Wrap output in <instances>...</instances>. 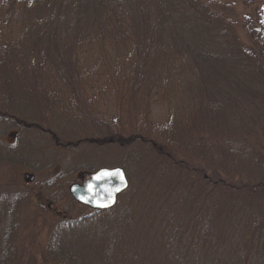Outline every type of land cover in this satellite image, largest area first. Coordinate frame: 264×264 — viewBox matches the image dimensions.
<instances>
[{
	"label": "trees",
	"instance_id": "obj_1",
	"mask_svg": "<svg viewBox=\"0 0 264 264\" xmlns=\"http://www.w3.org/2000/svg\"><path fill=\"white\" fill-rule=\"evenodd\" d=\"M0 7L9 8L10 18L15 7L23 9L16 18L21 23L17 38L10 37L5 45H0V118L7 124L1 126L2 129L13 126L20 135L34 129L38 136L50 142L56 157L74 151L78 155L75 158L78 170H84L78 166L88 165L79 162L80 157L86 156L82 153L84 147L119 148L126 152L140 149L142 169L139 171L144 169L141 174L149 181L148 185L139 181L136 186L131 184L133 187L129 186L111 211L94 213L72 201L70 205L77 212L75 217L89 212L88 215L77 222L62 215L57 219L50 217L40 253L42 264H174L165 238L168 223L163 219L172 188L197 193L199 203L205 205L198 214L202 218L200 227L206 234L200 245L195 244L193 263L257 264L259 253L260 262L264 264V250H261L264 246V176L258 181L233 185L221 181V175L216 174L220 167L233 173L241 169L247 172L252 167L247 164V158H255L252 159L258 166H264V162L252 156L248 148L229 140L225 118L215 119L216 114L223 115V107L228 105L226 90L230 93V88L236 93L237 102L245 99L250 104L252 99L263 110L264 9L260 28L251 31L255 45L247 47L241 43L235 49L225 41L228 39L225 23L198 0H149L148 3L147 0H0ZM4 25L10 27V22L5 20ZM104 40L118 44L132 42L133 62L124 71L133 76L134 95L143 89L151 91L146 79L155 71L187 70L190 82L198 84L190 100L197 115L193 119L190 114L185 119L174 116L170 125L155 135L148 128L150 134H146L148 130L146 133L137 131L136 136L124 140V127L104 120L86 95L85 72L79 56L81 48L92 41ZM225 45L227 53H223ZM209 46L213 47L206 49ZM218 48H221L219 54L216 53ZM233 49L237 53L232 58ZM249 93L253 96L249 97ZM147 115L145 111V119ZM216 120L218 146L209 141L210 136L217 134ZM240 120L238 115L237 123L243 125ZM61 124L78 130L87 126L91 132L80 130L82 136L66 140ZM144 128L147 129V122ZM247 134V131H239L236 136L241 140ZM50 150L43 149L41 154ZM179 154L183 158H179ZM208 161L210 166L206 168L191 166L194 162L201 165ZM101 168L105 167L96 170ZM209 169L212 174L207 175ZM30 193L21 199L17 196L11 203L10 227H3L0 264H21V247L17 245L20 228L16 222L19 213L16 211L19 201ZM0 201L8 202L4 198ZM123 212L130 213L129 218L114 223L116 237H110L102 221L117 220ZM66 213L69 215L67 210ZM147 220L156 221L163 229L154 250L148 251L129 242L134 237L130 231L140 225L145 229ZM90 224L100 226L86 232L89 237L82 236L79 243L67 241L70 231ZM96 229L98 231L93 233ZM196 229V224L188 225L185 233L189 237ZM155 239L154 236L153 242ZM112 247L118 250V259L114 261L106 254Z\"/></svg>",
	"mask_w": 264,
	"mask_h": 264
},
{
	"label": "rangeland",
	"instance_id": "obj_2",
	"mask_svg": "<svg viewBox=\"0 0 264 264\" xmlns=\"http://www.w3.org/2000/svg\"><path fill=\"white\" fill-rule=\"evenodd\" d=\"M198 1L205 3L225 23L223 25L227 27L228 33V39L225 41L233 44L235 49L241 43L246 44L247 47L255 45V41L252 40L255 35L253 36L251 31H258L260 28L259 22L264 9V0ZM148 2L149 0H147ZM8 9L7 7L6 9L5 7H0L1 46L5 45L6 39H10V37L15 40L20 32L19 26L21 23L16 18L21 16L19 13L23 9L20 10L15 7L14 10L12 8L11 18L9 17ZM5 20L10 22V27L4 25ZM212 47L209 46L206 49ZM131 48L132 42L118 44L107 40L92 41L90 44L82 46V53L79 56L82 71L85 72L86 95L91 101V105L93 103L96 108H94L95 111L104 120L109 121V124L123 126L125 133L122 138L124 140L136 136L137 131L146 133L147 130L149 131L148 128H151L155 135L161 129L167 128L174 116H181L182 119H185L190 114V119H193L198 111L194 110L190 100L193 99L194 91H197L198 84L190 82L187 70L179 73H169L162 69L155 71L153 76L151 75L146 79L152 87L151 91L148 90L149 92H147L146 89H143L134 95L131 90L133 76L129 72L124 71L133 62ZM220 52L221 48H218L216 53L219 54ZM227 52L228 47L226 46L223 53ZM236 53L233 49L230 56L233 58ZM165 61H167V58H165ZM191 77L193 80V76ZM129 83L130 86L128 85ZM189 84H193L194 87ZM261 91L264 92V89H261ZM251 95L253 96L251 93L249 97ZM226 96L228 105L225 108L223 107V115L216 114L215 119L225 118L228 124L227 137L229 140L248 148L253 152L252 156H257L256 158L264 162V107L261 111V107H257L252 99H250V104L245 99L237 102L236 93L231 88L230 93L228 89L226 90ZM67 100L73 104L69 97H67ZM145 111L148 113L146 119L143 116ZM232 113H234V117ZM26 115L30 116L27 112ZM238 115H240V122L244 126L237 123ZM145 122H147V129L144 128ZM81 123L83 124V119ZM149 125L150 127H148ZM1 126H7V124L0 118V130H3ZM215 126L218 129L217 134L213 137L210 136L211 140L209 141L218 146L220 141L217 120L215 121ZM12 127L8 126L3 130L4 132H0V199L4 198L8 201L2 203L0 201V248L4 245L2 238L3 227L5 226L6 229L10 227L11 203L17 196H20L19 199H21L24 194L26 195L27 192L31 191L30 196H27L23 201H19L16 211L19 213L16 222L20 230L22 229L21 234L19 230V242L17 243L21 247L20 252H22L21 264H42L40 262V253L48 234L49 221L47 220L50 217L57 219L58 215H62L66 216L70 221L77 222L81 217L88 215L89 212L75 217L77 212L71 207L73 200L69 196L68 191L72 184H83L92 171L100 167L124 168L123 170L129 180V186L131 184L136 186L138 181L142 185L149 184L148 179H145L144 175L141 174L144 169L142 172L139 171L142 164L140 162V153H142L140 149L138 152L135 150L126 152L119 148L110 149L106 147L98 150L84 147L82 150H85V152L82 153H86V156L80 157L79 162L88 165H80L78 167H84V170H78L76 165L79 164H77L75 159L78 155L74 154V151L63 152L67 154L61 153L59 157H56L50 142L45 138L43 140L42 136H38L37 131L29 129L20 135L19 130ZM137 128L141 130H137ZM61 130L64 131L65 138H68L66 140H72L69 138H73L75 135L82 136L83 134L80 130L86 133L91 132L87 126L78 130L74 126L71 128L62 124ZM239 131H244V133L247 131L248 134L240 140L236 136ZM150 132L146 134H150ZM1 143L4 144V148H2ZM26 146L28 148H25ZM43 149H51L53 151H45L44 154H41ZM38 155L39 157L42 156L36 159L35 157ZM178 157L183 158L181 154ZM252 158L246 159L247 164L252 166L247 172H244L245 169H241L233 173L227 168L217 167L218 171L216 174L221 175V181L232 183L233 185L248 180L258 181L257 179H260L261 175L264 176V166L256 165L255 161H253L255 158ZM194 163L191 166H201L194 167L195 169L210 166L209 161L207 164L201 163V165L199 162V164L197 162ZM209 173L212 174L210 169L206 171L207 175ZM29 182L31 184H28ZM58 190H60L59 195ZM169 191L170 197L163 214L164 221L168 223L165 238L169 244V255L173 259L174 264H197L193 263L192 259L196 251L195 244L198 243L200 245L203 241V235L206 234L202 226L200 227L202 218L201 214H198L199 209H202L204 204L202 202L199 203L196 197L197 193L193 191L190 194L184 189L175 190V188H172ZM8 214L9 217H7ZM129 215L130 213L123 212L119 214L117 220L102 221L106 233H109L110 237H116L113 228L114 223L129 218ZM52 221L50 222L52 223ZM148 221L144 223L147 226L145 229H142L140 225L136 227V230L130 231V234L134 236L129 239L131 246L137 244L138 248L141 247L142 250H154V244L159 239L163 229L156 221ZM159 222L162 224V219ZM191 224H196L197 229L188 237L185 230ZM98 226L100 224H90L86 227L76 228L69 232L67 241L79 243L82 241V236H88L86 232ZM96 231L98 229L93 233ZM154 236L156 239L153 242ZM261 250H264V246ZM106 254L109 260L118 259L116 247L108 248ZM256 262L261 264L259 253Z\"/></svg>",
	"mask_w": 264,
	"mask_h": 264
},
{
	"label": "water",
	"instance_id": "obj_3",
	"mask_svg": "<svg viewBox=\"0 0 264 264\" xmlns=\"http://www.w3.org/2000/svg\"><path fill=\"white\" fill-rule=\"evenodd\" d=\"M116 172L120 175H108ZM101 173L106 175L101 176ZM128 188L129 182L122 168H102L92 173L83 184H72L68 192L76 204L92 212L103 213L114 209L118 198Z\"/></svg>",
	"mask_w": 264,
	"mask_h": 264
},
{
	"label": "snow or ice",
	"instance_id": "obj_4",
	"mask_svg": "<svg viewBox=\"0 0 264 264\" xmlns=\"http://www.w3.org/2000/svg\"><path fill=\"white\" fill-rule=\"evenodd\" d=\"M103 175H106V174L105 173H101V176H103ZM108 175H120V173L119 172H116V173H110ZM121 179H123L122 176H121Z\"/></svg>",
	"mask_w": 264,
	"mask_h": 264
}]
</instances>
